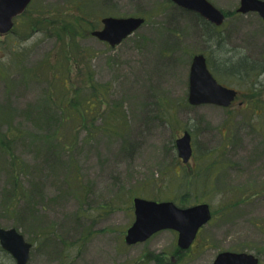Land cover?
<instances>
[{
	"label": "rangeland",
	"instance_id": "1",
	"mask_svg": "<svg viewBox=\"0 0 264 264\" xmlns=\"http://www.w3.org/2000/svg\"><path fill=\"white\" fill-rule=\"evenodd\" d=\"M210 1L221 26L173 0H32L0 35V226L33 244L28 264H211L226 250L264 264V20ZM105 16L146 20L112 46L92 34ZM197 53L239 91L230 107L189 101ZM136 196L209 202L213 217L190 249L170 228L128 244ZM0 264L16 262L0 251Z\"/></svg>",
	"mask_w": 264,
	"mask_h": 264
},
{
	"label": "water",
	"instance_id": "2",
	"mask_svg": "<svg viewBox=\"0 0 264 264\" xmlns=\"http://www.w3.org/2000/svg\"><path fill=\"white\" fill-rule=\"evenodd\" d=\"M31 0H0V32H7L13 25L12 18L22 12ZM177 4L199 12L208 20L220 25L225 14L210 0H173ZM238 11L247 13L257 11L264 19V0H241ZM104 27L93 31L101 40L112 46L121 43L144 23L142 16H106L102 19ZM237 95L233 88L219 83L208 68L206 56L198 53L193 57L190 71L189 101L192 104L215 103L227 106ZM178 154L188 162L193 154L191 133L186 130L177 138ZM136 219L128 228L126 242L133 244L148 239L155 232L173 228L179 232L178 245L188 249L194 242L197 233L212 217L210 204L198 203L180 207L174 201H158L134 197ZM0 243L9 251L16 264H28L33 244L15 227L0 226ZM212 264H259L258 257L246 251H221Z\"/></svg>",
	"mask_w": 264,
	"mask_h": 264
},
{
	"label": "trees",
	"instance_id": "3",
	"mask_svg": "<svg viewBox=\"0 0 264 264\" xmlns=\"http://www.w3.org/2000/svg\"><path fill=\"white\" fill-rule=\"evenodd\" d=\"M68 28L69 29H73L72 28V26H68ZM64 29V28H63ZM78 30V29H77ZM76 33H78L77 31H75L74 32V30H72V34H76ZM220 44V43H219ZM61 78L62 79V83L64 84V86L67 88V90H68V92L66 93V99H68L67 101H65L67 104H70V105H74V103L72 102V100L73 99H71V81H70V77H67V78H62L61 76H60V74H59V72H53V74H52V80L54 79H58V78ZM95 89H97V90H100L97 86L96 87H94ZM90 98H93V96L92 97H90ZM89 103H88V106H89V109H87L86 111H88V112H92L93 111V106H94V103H95V100H93V99H90L89 101H88ZM77 110V109H76ZM8 133H6L5 134V136H3V138H7L8 137ZM0 139H1V137H0ZM209 174H210V172H209ZM209 174H207L205 177H204V179H200L199 177H202L199 173H198V175H196V176H194V180L192 181V182H196V183H198V182H200L201 184H205V185H210L211 183H212V181H211V177L209 178ZM210 183V184H209ZM235 202V201H234ZM0 251H3V252H5V253H7L8 254V252H6L2 247H1V245H0Z\"/></svg>",
	"mask_w": 264,
	"mask_h": 264
},
{
	"label": "flooded vegetation",
	"instance_id": "4",
	"mask_svg": "<svg viewBox=\"0 0 264 264\" xmlns=\"http://www.w3.org/2000/svg\"><path fill=\"white\" fill-rule=\"evenodd\" d=\"M31 2H32V0L29 2V4L27 5V7H26L22 12H20L19 14H17L16 16L13 17V23H14V24H15V21L20 17V15L23 14V13L27 10V8H28V6L30 5ZM237 11H238V10H237ZM13 27H14V26H13ZM12 29H13V28H12ZM12 29H11L10 31L6 32V33H0V35L8 34L9 32L12 31ZM100 40H101V39H100ZM243 58H244V57H243ZM245 60H246V57H245ZM242 61H243V60H242ZM257 83H258V82H257ZM234 102H235V101H234ZM234 102H233V103H234ZM258 104H259V107L261 108V103L258 102ZM212 217H213V215H212ZM211 219H212V218H211ZM210 221H211V220H210ZM210 221H209V222H210ZM202 228H203V226L200 228V230H199V232H198V234H197V237H196L194 243L192 244V247H193V245L196 243V241L198 240Z\"/></svg>",
	"mask_w": 264,
	"mask_h": 264
}]
</instances>
